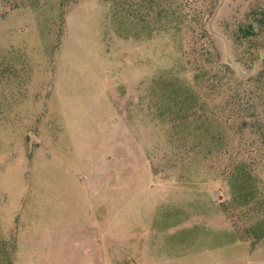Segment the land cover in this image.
<instances>
[{
	"label": "rangeland",
	"instance_id": "rangeland-1",
	"mask_svg": "<svg viewBox=\"0 0 264 264\" xmlns=\"http://www.w3.org/2000/svg\"><path fill=\"white\" fill-rule=\"evenodd\" d=\"M258 3L0 0V264H264Z\"/></svg>",
	"mask_w": 264,
	"mask_h": 264
},
{
	"label": "trees",
	"instance_id": "trees-1",
	"mask_svg": "<svg viewBox=\"0 0 264 264\" xmlns=\"http://www.w3.org/2000/svg\"><path fill=\"white\" fill-rule=\"evenodd\" d=\"M234 40L236 41L235 45L237 49H241L243 52V65L247 68L246 77L239 72L240 75H243L241 76L242 80H245L248 83H252L255 88L262 82L264 84V58L255 69V72H253L251 75L249 74V71H251L255 67L257 62L264 55V0H259L257 6L250 11L248 19L238 25L237 30L234 33ZM192 50V52H188L190 56L205 55L206 52L205 49H203L200 53V50H198L196 47ZM221 84L222 81L220 80L218 86ZM251 96L255 98L254 93ZM259 96L261 99L264 98V87L263 89H261ZM239 99H237V97H234L233 99L231 98L228 101L227 105H229L230 108H234L233 111H235L232 114L233 117H238L236 118L238 120L240 119V121L242 122V130H246V132H249L251 136L259 134L262 138H264V113H250V111L246 112L242 108L236 109V107L238 106L237 100ZM250 99V94L248 96L244 95V97H241L238 103H251ZM231 173H233L234 175L236 174V172L233 170L231 171ZM234 175H232V177Z\"/></svg>",
	"mask_w": 264,
	"mask_h": 264
},
{
	"label": "crops",
	"instance_id": "crops-1",
	"mask_svg": "<svg viewBox=\"0 0 264 264\" xmlns=\"http://www.w3.org/2000/svg\"><path fill=\"white\" fill-rule=\"evenodd\" d=\"M96 204H97V208H99V209L96 210L95 223H94V221L92 219V221L89 224L96 225V227H97V224H98V220H97L98 210H99V213H100V222H102L103 221V209H102V205L101 204H98V202ZM91 218H93V217H91ZM103 225H104V221H103ZM84 237H85V234H84ZM97 238H98V236L94 237L93 233H91L88 238H85L87 240L89 239L90 242L88 243L87 241H85V243H88V245H86V247L81 250L80 254L86 255L87 261L84 260L80 264H102V262H101L102 251H101V255H100V251H99L98 246H97V241H98ZM72 253L74 255H76V253H74V252H72ZM69 264H78V263H69Z\"/></svg>",
	"mask_w": 264,
	"mask_h": 264
}]
</instances>
